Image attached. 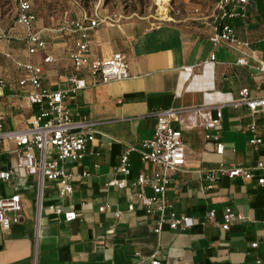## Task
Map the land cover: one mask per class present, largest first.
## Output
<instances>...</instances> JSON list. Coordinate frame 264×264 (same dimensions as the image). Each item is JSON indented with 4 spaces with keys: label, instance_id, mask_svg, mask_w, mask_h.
Masks as SVG:
<instances>
[{
    "label": "crops",
    "instance_id": "obj_1",
    "mask_svg": "<svg viewBox=\"0 0 264 264\" xmlns=\"http://www.w3.org/2000/svg\"><path fill=\"white\" fill-rule=\"evenodd\" d=\"M212 1L203 9L195 6L184 16H168L155 23L146 16L119 14L99 23L88 32L90 55L102 58L122 52L128 75L101 82L82 71L86 84L73 91L67 80L73 34L58 30V25L87 12L78 0H65L64 5L50 9H35L30 1L35 25L42 29L46 42L32 53L26 52L19 23L13 19L8 26L0 24L2 127H24L36 110L26 97L31 85L17 83L25 73L5 55L9 52L19 60L39 64L43 86L67 90L63 100L71 117L94 122L86 146L97 151L77 161H64L74 174L83 170L88 174L74 176L71 192L59 196L56 181L43 179L38 187L35 175L16 165L13 139L0 140V169L13 168L7 179L0 178V196L15 192L20 198V208L8 212L15 219L0 229V264H152L151 254L156 250L159 264H264V255L258 251L260 261L255 262L257 251L249 246L252 239L260 240L264 228V184L254 177L225 175L207 183L203 175L219 162L264 160L263 115L244 104L226 102L243 86L250 96L264 95V68H258L264 64V3L251 0L244 17L230 20L235 38L245 42L236 48L209 41L210 28L202 16ZM46 53L53 60L43 62ZM241 53L246 63L236 62ZM218 102L222 152L214 150L199 127L182 128L184 162L166 170L164 196L172 210L191 217V224L172 229L164 222L154 231L157 213H146L136 194L151 195V184L131 185L130 181L139 170L159 167L140 161L137 152L131 151L130 173L125 185L118 187L109 183L122 176L115 169L118 154L125 145H138L151 135L155 109ZM250 120L261 136L254 148L247 141ZM172 122L177 124L175 119ZM101 204L103 210L98 209ZM224 205L240 215L225 229L221 226ZM53 206L72 209L75 217L64 220L61 213L51 210ZM115 207L121 210L118 217L113 215ZM208 209L214 211L212 218L205 215Z\"/></svg>",
    "mask_w": 264,
    "mask_h": 264
},
{
    "label": "built area",
    "instance_id": "obj_2",
    "mask_svg": "<svg viewBox=\"0 0 264 264\" xmlns=\"http://www.w3.org/2000/svg\"><path fill=\"white\" fill-rule=\"evenodd\" d=\"M250 1H212L209 11L202 16V20L210 28L208 39L212 45L224 43L237 48L245 43L235 38L230 20L235 17H244L246 6ZM260 1L264 3V0ZM74 2L77 3V1ZM112 18L93 8L91 12H86L81 16L67 17L58 25V30L73 34L72 44L67 52L71 63V70L67 75V80L70 82L69 90L73 91L85 86L82 71L87 72L94 81L101 82L118 80L128 75L127 62L122 52L115 51L102 58L93 57L89 53V30ZM35 19L36 16L29 0H15L14 20L23 28L27 53H32L36 48H44L46 43L41 33L42 29L35 25ZM5 55L13 61L15 67L24 70V76L20 77L17 83L22 85L28 82L31 85V90L26 93V97L35 105L36 110L28 125L21 128L4 129L2 127L3 115L0 114V140L13 139L15 141L16 165L34 174L38 187L43 179L54 180L58 184L57 194L59 196L71 192L73 177L86 176L88 171L83 170L74 174L70 168L64 166V161L66 159L77 161L86 153H97L95 150L87 149L86 146L94 122L71 117L63 100L67 90H53L43 86L39 80L41 71L39 64L19 60L9 52H5ZM209 58H213L212 53ZM42 60L43 62L51 61L53 57L46 53ZM236 62L246 63L245 56L242 53L239 54ZM258 68L263 69L264 64L260 63ZM0 84H4L2 79H0ZM226 102L232 106L244 104L251 112L259 111L264 117V95L250 96L245 86L237 90L236 97ZM220 106L221 103L218 102L159 107L154 110L155 122L151 135L142 138L138 145H125L118 154L115 169L122 176L109 181L118 187L125 185L130 173L129 154L131 151L137 152L140 161H148L159 167L150 172L139 170L134 179L130 181L131 185L151 184L153 192L151 195H145L141 191H137L136 194L146 213H157L154 231H159L164 222L172 229L185 228L191 224V217L172 210L164 196L167 182L166 170L177 168L184 162L182 128L199 127L203 137L213 143L214 150L217 153L222 152ZM174 119L176 125L172 122ZM246 129L249 133L247 141L254 148L261 142L259 130L253 120L247 123ZM262 130L264 131V121ZM12 172L11 166L0 169V178L7 179ZM203 175L207 183L218 176L225 175L254 177L259 184H264V160L257 159L253 164L219 162L216 167L208 169ZM104 207L105 205H98L99 210H103ZM19 208L18 193L13 192L0 196V229L9 227L10 222L15 219L14 216H9L8 212H15ZM131 208L132 204L128 203L127 209ZM51 210L56 214L61 213L64 220H71L75 217V211L72 209L63 210L60 206H53ZM120 212L121 210L115 207L113 215L118 217ZM213 213V209H208L205 215L207 218H212ZM239 216L229 205H224L221 212L222 228H227L229 222ZM249 246L257 251L253 259L259 262V253L264 255V228L260 240L252 239ZM157 252L158 250L151 254L152 264H159V260L155 257Z\"/></svg>",
    "mask_w": 264,
    "mask_h": 264
},
{
    "label": "rangeland",
    "instance_id": "obj_3",
    "mask_svg": "<svg viewBox=\"0 0 264 264\" xmlns=\"http://www.w3.org/2000/svg\"><path fill=\"white\" fill-rule=\"evenodd\" d=\"M35 9L59 8L65 0H30ZM209 0H164L161 6L157 0H81L87 12L93 8L110 17L146 16L152 22H158L166 17H181L195 6L203 9ZM15 0H0V24L8 26L13 21ZM45 21V18H42Z\"/></svg>",
    "mask_w": 264,
    "mask_h": 264
},
{
    "label": "bare ground",
    "instance_id": "obj_4",
    "mask_svg": "<svg viewBox=\"0 0 264 264\" xmlns=\"http://www.w3.org/2000/svg\"><path fill=\"white\" fill-rule=\"evenodd\" d=\"M157 1H158V4L161 6V4H163L164 0H157Z\"/></svg>",
    "mask_w": 264,
    "mask_h": 264
},
{
    "label": "trees",
    "instance_id": "obj_5",
    "mask_svg": "<svg viewBox=\"0 0 264 264\" xmlns=\"http://www.w3.org/2000/svg\"><path fill=\"white\" fill-rule=\"evenodd\" d=\"M79 2H81V0H78Z\"/></svg>",
    "mask_w": 264,
    "mask_h": 264
}]
</instances>
